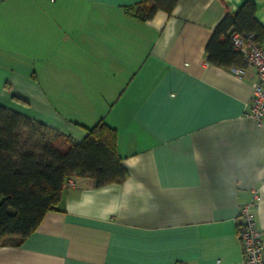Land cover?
Returning a JSON list of instances; mask_svg holds the SVG:
<instances>
[{
    "label": "crops",
    "instance_id": "0c3cea01",
    "mask_svg": "<svg viewBox=\"0 0 264 264\" xmlns=\"http://www.w3.org/2000/svg\"><path fill=\"white\" fill-rule=\"evenodd\" d=\"M140 1L0 0V106L75 141L103 121L127 171L100 187L74 177L0 264H243L237 217L253 190L264 232L254 70L206 52L246 0H178L146 21L125 10Z\"/></svg>",
    "mask_w": 264,
    "mask_h": 264
},
{
    "label": "trees",
    "instance_id": "16d2710c",
    "mask_svg": "<svg viewBox=\"0 0 264 264\" xmlns=\"http://www.w3.org/2000/svg\"><path fill=\"white\" fill-rule=\"evenodd\" d=\"M178 0H141L125 8L141 21L158 10L171 12ZM246 0L216 25L206 45L207 59L219 66L243 68L233 49L234 32L253 34L264 43V26ZM70 177H89L96 187L122 182L127 171L117 150L116 131L103 121L87 129L81 141L0 106V246L20 245L61 198Z\"/></svg>",
    "mask_w": 264,
    "mask_h": 264
},
{
    "label": "built area",
    "instance_id": "2783aa9c",
    "mask_svg": "<svg viewBox=\"0 0 264 264\" xmlns=\"http://www.w3.org/2000/svg\"><path fill=\"white\" fill-rule=\"evenodd\" d=\"M233 49L243 57L245 65L252 67L255 74L253 93L247 111V117L260 121L264 117V46L256 42L253 34L234 32L231 35ZM242 76L243 68H233ZM76 185L74 177L65 181L64 187ZM257 190L251 192L248 202L237 217V230L242 249L243 264H264V232L259 228L254 209L260 200Z\"/></svg>",
    "mask_w": 264,
    "mask_h": 264
}]
</instances>
